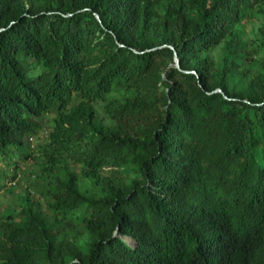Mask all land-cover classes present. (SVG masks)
I'll return each instance as SVG.
<instances>
[{
	"label": "trees",
	"instance_id": "trees-1",
	"mask_svg": "<svg viewBox=\"0 0 264 264\" xmlns=\"http://www.w3.org/2000/svg\"><path fill=\"white\" fill-rule=\"evenodd\" d=\"M256 4L0 0V157L53 117L0 264H264Z\"/></svg>",
	"mask_w": 264,
	"mask_h": 264
},
{
	"label": "rangeland",
	"instance_id": "rangeland-1",
	"mask_svg": "<svg viewBox=\"0 0 264 264\" xmlns=\"http://www.w3.org/2000/svg\"><path fill=\"white\" fill-rule=\"evenodd\" d=\"M235 29L239 32L241 42L244 44V48L241 50L243 57L253 56L254 59H259L263 54V51L259 50V45L262 40L261 31L264 29V6L256 4L246 11ZM209 56L219 61L221 47L214 48L209 52ZM246 67H248L247 64ZM98 116L102 117L99 111ZM52 118L51 115L40 118L41 129L39 132L25 139L29 158L21 159L17 154L0 157V221L7 212L12 210L18 212L20 206L27 203L28 193L30 198L36 203H40L41 208L44 209L42 201L37 199L33 190L29 188V184L38 170L39 147L45 142L46 133L53 127ZM125 240L132 242L127 237Z\"/></svg>",
	"mask_w": 264,
	"mask_h": 264
},
{
	"label": "water",
	"instance_id": "water-1",
	"mask_svg": "<svg viewBox=\"0 0 264 264\" xmlns=\"http://www.w3.org/2000/svg\"><path fill=\"white\" fill-rule=\"evenodd\" d=\"M175 66H176V68H178L179 69V61H178V59H177V56H176V54H175ZM217 92H221L220 90H218Z\"/></svg>",
	"mask_w": 264,
	"mask_h": 264
}]
</instances>
